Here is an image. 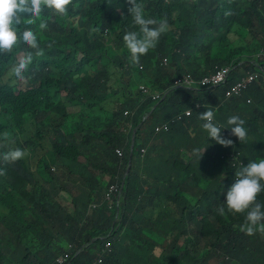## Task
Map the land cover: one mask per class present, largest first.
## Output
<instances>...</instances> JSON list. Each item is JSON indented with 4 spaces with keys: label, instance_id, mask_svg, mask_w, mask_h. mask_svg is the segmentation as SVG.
Listing matches in <instances>:
<instances>
[{
    "label": "trees",
    "instance_id": "trees-1",
    "mask_svg": "<svg viewBox=\"0 0 264 264\" xmlns=\"http://www.w3.org/2000/svg\"><path fill=\"white\" fill-rule=\"evenodd\" d=\"M138 2L145 18L167 19L170 26L139 63L123 41L127 32L140 33L126 0H73L66 14L45 8L22 16L43 54L19 35L11 51L0 53V264H55L57 234L82 244L108 231L119 209L103 199L110 187L123 185L130 158L114 254L105 264L165 258L171 264H264V233L241 232L248 210L234 213L225 204L236 172L264 158V0ZM28 53L32 63L21 80L12 68ZM220 72L224 84L202 81ZM186 78L198 89L175 87ZM138 81L161 93L172 89L144 123L154 103ZM21 83L26 87L18 93ZM208 108L231 147L202 128L199 115ZM188 109L191 117L175 119ZM233 115L245 122L243 142L227 125ZM164 125L170 131H157ZM16 148L27 155L5 162L3 154ZM97 201L103 204L89 211ZM256 203L264 212V191ZM78 211H89L88 225L79 227ZM102 245L93 244L75 264L94 262Z\"/></svg>",
    "mask_w": 264,
    "mask_h": 264
},
{
    "label": "clouds",
    "instance_id": "clouds-1",
    "mask_svg": "<svg viewBox=\"0 0 264 264\" xmlns=\"http://www.w3.org/2000/svg\"><path fill=\"white\" fill-rule=\"evenodd\" d=\"M235 1L236 0H233V3ZM72 2L73 0H0V53L11 51L12 48L17 44L19 35L22 37L23 43L26 44L30 49L37 50L36 55H42L43 53L42 50H40L36 33L31 29H26V25L22 23V16H39L45 8L52 9L59 14H66L68 6L71 5ZM126 3L128 5V13L131 15L134 24L139 26L140 33L138 34L135 31L127 32L123 37V41L126 48L131 53L132 61L139 63L140 57L146 55L150 49L156 47L161 35L169 31L170 26L167 22V19L157 21L152 18H145L144 8L142 4L138 2V0H126ZM40 28H46V24L41 23ZM15 58L18 60L20 59L18 56H15ZM32 59V53H28L12 68V72L17 78L21 80L24 79L23 73L32 63ZM140 69H143V67L140 66ZM209 74L202 79L203 82L212 85L224 84L226 80L225 72H220L216 75ZM262 74H264V69H262ZM187 79L191 81L189 84L185 82ZM21 85H25V83H21L20 86ZM179 86H183V88L190 90H193L191 87L195 88L194 90L198 89L193 85V79L191 78L177 80L175 87ZM19 87L18 93L22 90H20ZM137 87L146 99H151L154 103V106L149 107V110L143 113L142 123H144L157 109L159 104L165 100L166 96L169 94L168 93L165 95L166 92L171 91V89L161 93L150 89L146 86V84L139 83V81L137 82ZM18 93L16 92L17 95ZM126 112H128L129 115V111H125V113ZM187 112H190V114L187 115ZM148 113L151 114L148 116ZM191 116L192 111L188 109L176 116L175 119L181 121L185 117ZM199 119L204 121L202 128L207 132L209 138L223 147H231L233 145L232 139L224 137L221 134L223 126L218 125L215 122L213 108H208L205 112L200 114ZM244 123V120L235 115L229 117L227 120V125L230 126L231 135L237 137L240 142L245 141L247 138V130L244 127ZM138 128L139 126L137 127V130ZM135 129L136 128L133 129L132 135ZM158 129L157 131H170V128L167 125H164ZM189 135H191L190 131ZM132 142L133 141L131 140V144ZM134 146L132 147L131 145V153H133ZM26 155V151L16 148L4 153L2 159L5 162L15 163L16 161L23 159ZM193 155L200 156V149H194ZM125 183L124 186H121V188H117L115 186L110 187V189H108L105 194V198L103 199V202L116 203L117 208L119 209L116 214L117 216L119 215V222L116 224V216L112 227L108 231L91 239L89 243L84 241L82 244H79L76 241H67L63 233L57 234L56 248L58 250V256L55 259V264H75L76 261L80 259V257L88 256L89 248H91L93 244L99 242H102L103 245L100 247V249L98 248L96 250V253L93 255L95 260L90 264H105L107 260H110L114 254L115 248L111 241L114 238L115 233L120 228V207L122 200H124L123 188L125 187ZM262 191H264V158L251 161L247 164V166H242L239 171L236 172L235 182L229 187L226 193L225 204L229 211L234 213H243L248 210L246 215V223L241 226L240 231L249 236L254 235L257 231L264 233V223H261L264 221V212L261 211V205L256 203L257 196ZM116 197L117 200L115 199ZM103 202H92L89 206V211L91 209L100 207ZM94 204H96V207H93ZM218 211L221 215H223L225 209L223 207H219ZM88 213L84 215H88ZM88 217L90 218V216ZM76 220L79 227H83L79 218ZM88 224L89 222L86 225ZM257 225L259 227H257ZM60 236H62V238H60ZM117 249L118 248H116V250ZM189 250L192 251V248L189 247ZM153 264H171V262L168 260V258H165L158 259Z\"/></svg>",
    "mask_w": 264,
    "mask_h": 264
},
{
    "label": "rangeland",
    "instance_id": "rangeland-1",
    "mask_svg": "<svg viewBox=\"0 0 264 264\" xmlns=\"http://www.w3.org/2000/svg\"><path fill=\"white\" fill-rule=\"evenodd\" d=\"M183 1H185V2H192L193 0H183ZM205 17H203V19H204ZM250 36H248V38H249ZM195 50L194 49H192V50H190L189 51V53L190 54H192L193 52H194ZM196 56H197V58L199 57V54L196 52ZM25 87V85H21L20 87H19V89L21 90V89H23ZM102 119H104V117H101ZM192 148H194L193 146L191 147V149ZM82 161H85V160H82ZM95 173H96V171H94ZM124 179H125V177H124ZM102 180L105 182V184L106 183H109V181H110V178L108 177V176H103V178H102ZM69 189L75 194V196H80V192L76 189V188H73V187H69ZM108 191V190H107ZM106 191V192H107ZM96 201V200H95ZM79 204H82V201H79L78 202ZM93 207H96V204H94L93 205ZM74 217H75V219H77V218H79V220H80V223L83 225V227L89 222V220H90V218L88 217V215H81V212L80 211H78L77 213H75L74 214ZM60 238H62V236H60Z\"/></svg>",
    "mask_w": 264,
    "mask_h": 264
},
{
    "label": "water",
    "instance_id": "water-1",
    "mask_svg": "<svg viewBox=\"0 0 264 264\" xmlns=\"http://www.w3.org/2000/svg\"><path fill=\"white\" fill-rule=\"evenodd\" d=\"M179 88H183V86H179ZM191 89H195V88H193V87H191ZM172 90V89H171ZM170 91H168V92H166V94L165 95H167L168 93H169ZM151 113H148V116L150 115ZM136 131H137V128L134 130V132H133V135H132V147L134 146V139H135V134H136ZM130 170H131V158H130V162H129V165H128V167H127V171H126V175H125V179H124V182H123V185L122 186H124V183H125V180H126V178L129 176V174H130ZM119 222V215L117 216V219H116V224Z\"/></svg>",
    "mask_w": 264,
    "mask_h": 264
},
{
    "label": "built area",
    "instance_id": "built-area-1",
    "mask_svg": "<svg viewBox=\"0 0 264 264\" xmlns=\"http://www.w3.org/2000/svg\"><path fill=\"white\" fill-rule=\"evenodd\" d=\"M253 79H254V76H250V77L245 81V84L250 83L251 81H253ZM185 82L189 84V82H191V81H190L189 79H187ZM178 84H179V83H178ZM245 84H244V85H245ZM244 85H242V86H244ZM240 86H241V85H240ZM186 114L189 115L190 112H187ZM125 115H128V112H126ZM166 129H167V127H166ZM158 130H159V129H158ZM142 152H144V150H142ZM117 153H118L119 156H122V150L118 149V150H117Z\"/></svg>",
    "mask_w": 264,
    "mask_h": 264
},
{
    "label": "crops",
    "instance_id": "crops-1",
    "mask_svg": "<svg viewBox=\"0 0 264 264\" xmlns=\"http://www.w3.org/2000/svg\"><path fill=\"white\" fill-rule=\"evenodd\" d=\"M202 140H204V138H202ZM201 140V141H202ZM155 144V142H152L150 145H149V147L150 146H152V145H154ZM193 145H188V146H186L185 148H187L189 151H188V156H190L191 155V147H192ZM152 147H155V146H152ZM193 147H195V146H193ZM145 150L147 151V148H145ZM173 155H175V153H173ZM179 161H182V159H179ZM185 164V163H184ZM146 189H148V187H146ZM136 264V263H135Z\"/></svg>",
    "mask_w": 264,
    "mask_h": 264
}]
</instances>
